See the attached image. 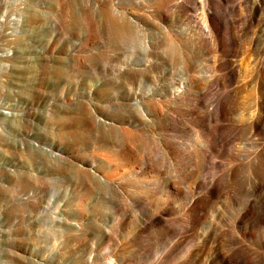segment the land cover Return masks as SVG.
<instances>
[{"label": "rangeland", "instance_id": "1", "mask_svg": "<svg viewBox=\"0 0 264 264\" xmlns=\"http://www.w3.org/2000/svg\"><path fill=\"white\" fill-rule=\"evenodd\" d=\"M162 1L0 0V12L9 15L0 25V264H34L42 260L43 264H81L89 257L103 264L109 260L108 244L100 236L88 237V243L77 237L64 239L59 234L50 235L48 243H42L38 237L40 205L60 200L67 203L71 212L80 210L96 215L98 222L104 221L113 209L106 192L86 191L80 169L86 164L102 177L107 167L105 162L102 158L91 162L88 156L120 154L121 139L117 132L104 135L100 127L89 130L84 117L93 115L128 130L135 139L132 146L139 147L141 154L163 166V173L155 174V178L160 176L165 183L178 181L175 174L178 162L185 165L184 171H190L186 154L192 137L185 135L180 140L184 143L179 146V152L171 154L165 143V135L170 133L164 130L156 114L147 105L132 109L126 105H132L126 97L132 86L135 88L131 92L136 90L144 95L149 85L162 88L169 80L180 83L186 80L182 73L183 57L195 50L192 17L201 11L191 12L188 17L175 9L158 8ZM19 12L23 19L18 23ZM85 15L89 18L85 19ZM261 50H264V31L255 24L245 34V56L239 57L243 62L232 87L227 82L221 52L196 54L194 82L201 81L204 87L214 80L220 89H235L231 116L235 120L243 121L238 115L258 97L253 80L259 74L253 54ZM141 62L149 66L150 79L155 85L150 82L145 85L141 80L133 84L128 79L124 68ZM260 75L263 77L264 71ZM27 84L30 85L26 87ZM98 86L99 91L94 92ZM45 92H51L66 112H57L56 117L44 115L40 121L34 119L40 124L37 144L49 148L55 141L62 149L56 147L57 150L66 153L70 166L50 170L41 177L32 171L30 175L8 177L4 168L11 162L18 163L21 156L14 148L7 147L2 114L30 111V104L37 107L46 100ZM220 92L213 95L218 97ZM67 120L71 126L66 129ZM30 124L31 121H16L7 130L11 136L18 137ZM238 147L245 148V155L255 151L247 140ZM74 154L78 155L77 160L71 158ZM146 170L141 165L137 172ZM245 179L249 181L247 188L252 189L254 182L264 180V174L246 172ZM198 181L200 178L196 177L195 182ZM117 183L127 199L144 200L152 206H158V198L165 195H154L152 190L134 183L133 177L118 179ZM5 188L10 191L8 195L1 191ZM136 214L140 210L135 208L132 215ZM138 226L133 219L131 227L121 232V242H128ZM248 236L249 244L259 247L257 230H250Z\"/></svg>", "mask_w": 264, "mask_h": 264}, {"label": "bare ground", "instance_id": "2", "mask_svg": "<svg viewBox=\"0 0 264 264\" xmlns=\"http://www.w3.org/2000/svg\"><path fill=\"white\" fill-rule=\"evenodd\" d=\"M158 8L175 9L188 17L191 12L201 11L192 17L196 30L192 45L197 52L194 50L183 57L182 73L186 80L181 83L169 80L162 88L151 81L146 62L126 66L124 70L133 84L141 80L145 85L148 82L155 85H149L144 95L136 90L131 92L135 86L128 88L126 97L132 105H126L131 109L147 105L148 110L156 114L164 130L170 133L165 135V143L171 154L179 152V146L184 143L180 140L185 135L192 137L186 154L190 171H184L185 165L178 162L175 168L178 181L165 183L160 176L155 178V174L163 173V166L141 154L139 147L132 146L135 139L128 130L93 115L84 117L89 130L100 127L104 135L117 132L121 139L120 154L88 156L91 162L103 159L107 167L102 177L86 164L80 169L86 191L106 192L113 209L104 221L98 222L96 215L80 210L71 212L67 203L60 200L40 205L38 237L42 243H48V237L57 234L64 239L82 238L88 243V237L100 236L108 244L109 260L103 264H264V180L254 182L252 189H248L249 181L245 179L246 172L264 174V76L260 75L264 71V50L253 54L259 74L253 80L258 97L238 115L243 121L231 117L235 89H220L222 87H217L214 80L203 87L201 81L193 80V73L197 72L196 54L204 51L210 55L219 51L224 58L227 82L233 86L243 62L239 57L245 56V34L250 33L255 24L264 31V0H163ZM88 18L85 15V19ZM8 19L7 12H0V25ZM22 19L19 12L18 23ZM251 43L253 45V40ZM99 89L96 87L94 92ZM220 90L218 97L213 95ZM44 95L46 100L41 105L28 106L30 111L2 114L7 147L14 148L21 156L18 163L11 162L4 168L8 177L30 175L31 171L41 177L50 170L70 166L66 153L55 141L49 148L37 144L40 124L34 119L40 121L44 115L56 117L57 112H66L51 92ZM16 121H31L18 137L11 136L7 130ZM70 126L67 120L66 129ZM245 140L255 148L251 155H245V148L238 147ZM71 158L77 160L78 155ZM27 159L31 162L25 163ZM141 165L147 170L139 174L137 169ZM42 168L45 169L41 172ZM130 177L156 196L165 193L158 198V206L123 196L117 180ZM196 177L200 181L195 182ZM1 191L5 195L10 193L7 188ZM135 208L140 214L133 216ZM133 219L139 226L124 244L121 232L131 227ZM250 230L258 232L261 242L257 248L248 242ZM81 264L99 263L89 257Z\"/></svg>", "mask_w": 264, "mask_h": 264}]
</instances>
